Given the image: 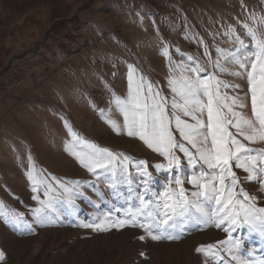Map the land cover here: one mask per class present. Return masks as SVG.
<instances>
[{"label":"rangeland","instance_id":"rangeland-1","mask_svg":"<svg viewBox=\"0 0 264 264\" xmlns=\"http://www.w3.org/2000/svg\"><path fill=\"white\" fill-rule=\"evenodd\" d=\"M252 13L264 15V0H0V71L27 52L0 73V201L8 212L23 214L19 222L0 218V264H217L211 254L195 250L226 238L214 225L189 224L181 239L171 241H154L138 226L107 231L82 227L110 208L114 217L124 218L127 186L109 189L65 151L72 139L65 122L99 146L145 160L155 176L150 189L162 190L167 176L152 165L166 163L164 158L139 138L115 132L101 110L111 108L112 118L123 123L112 97L126 96L129 66L137 79L143 75L171 99L169 61L162 48L168 47L175 62L184 53L211 70L205 46L213 59L216 46L232 48L224 33L229 25L242 33L240 25L251 24ZM221 78L240 84L241 96L247 91L245 80ZM245 111L251 114L250 99ZM176 154L186 165L183 154ZM29 156L54 186L52 177L82 182L83 196L75 198V207L60 202L49 210L50 220L37 222L32 209L39 204L32 196L44 195L32 192L26 176ZM233 170L264 207L259 183ZM129 171L137 175L131 165ZM138 184L136 179L132 187ZM184 187L194 190L186 179ZM69 212L82 222L69 220ZM234 235L243 240L241 254L255 249L257 257H264V239L247 228Z\"/></svg>","mask_w":264,"mask_h":264},{"label":"snow or ice","instance_id":"snow-or-ice-1","mask_svg":"<svg viewBox=\"0 0 264 264\" xmlns=\"http://www.w3.org/2000/svg\"><path fill=\"white\" fill-rule=\"evenodd\" d=\"M249 20L251 24L240 25L242 33L237 32L236 26H228L224 34L233 47L216 46L215 59L205 46L204 55L211 70L179 49L176 51L181 61L175 62L168 47L162 48V55L169 61L167 84L171 99L143 75L137 79L135 69L129 66L126 96L113 94L112 97V106L122 116L123 123L112 118L111 108L107 113L101 110V116L115 132L139 138L164 158L166 163L152 165L167 176L162 190L150 189L153 176L145 160L136 161L125 153L99 146L65 122L72 137L65 144V151L98 180L106 182L109 189L127 186L125 202L129 207L123 209L124 218L114 217L110 208L91 223H81L82 227L107 231L138 226L154 241H171L181 239L189 224L214 225L223 229L226 238L200 245L196 252L211 254L217 264H264V257H257L255 249L241 254L243 240L234 235L239 229L247 228L264 239V207L257 205V197L242 187L233 170L245 172L244 179L258 182L260 191H264V147L249 146L264 145V15L252 13ZM198 43L204 45L202 39ZM222 75L245 80L244 95L239 93L240 84L222 79ZM249 99L250 115L245 111ZM177 151L183 154L186 165ZM28 159L26 176L32 192L42 190L44 195V199L32 196L39 204L32 209L37 222L50 220L49 210L60 202L75 207V198L83 196L82 182H62L52 177L54 186L43 177L42 170H36L30 156ZM130 165L136 169V176L130 173ZM136 179L139 184L134 189ZM185 179L194 190L189 192L184 187ZM94 207L99 211V205ZM22 216L8 212L0 201V218L19 222ZM3 258L4 253L0 252V259Z\"/></svg>","mask_w":264,"mask_h":264},{"label":"trees","instance_id":"trees-1","mask_svg":"<svg viewBox=\"0 0 264 264\" xmlns=\"http://www.w3.org/2000/svg\"><path fill=\"white\" fill-rule=\"evenodd\" d=\"M182 164H183V163H182ZM184 165H185V164H184ZM151 171H152V170H151ZM152 176L155 177L154 174H153V172H152ZM70 213H71V212H69V216H68V219H69V220H72V219H73L75 223H81V222H82L79 218H76L75 216H72ZM76 219H77V220H76Z\"/></svg>","mask_w":264,"mask_h":264},{"label":"water","instance_id":"water-1","mask_svg":"<svg viewBox=\"0 0 264 264\" xmlns=\"http://www.w3.org/2000/svg\"><path fill=\"white\" fill-rule=\"evenodd\" d=\"M59 20H60V19H56V20L53 22V24H55V23H56L57 21H59ZM36 45H38V44H36ZM36 45H35V47H36ZM29 51H30V50H29ZM26 53H27V52H25L24 54H22V55H20V56H14L13 58L21 57V56L25 55ZM13 58H12V59H13ZM12 59H10L9 64L12 62ZM9 64H8V65H9ZM8 65H7V66H8ZM7 66H5V68H7ZM5 68H4V69H5ZM4 69H3V70H4ZM3 70H2V71H3ZM2 71H0V73H1Z\"/></svg>","mask_w":264,"mask_h":264}]
</instances>
